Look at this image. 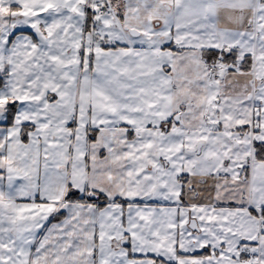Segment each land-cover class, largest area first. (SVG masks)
<instances>
[{"label":"snow or ice","instance_id":"6c2138e0","mask_svg":"<svg viewBox=\"0 0 264 264\" xmlns=\"http://www.w3.org/2000/svg\"><path fill=\"white\" fill-rule=\"evenodd\" d=\"M0 264H264V0H0Z\"/></svg>","mask_w":264,"mask_h":264}]
</instances>
